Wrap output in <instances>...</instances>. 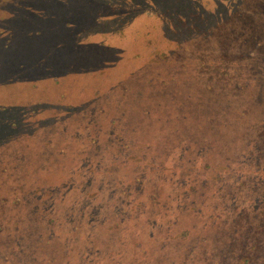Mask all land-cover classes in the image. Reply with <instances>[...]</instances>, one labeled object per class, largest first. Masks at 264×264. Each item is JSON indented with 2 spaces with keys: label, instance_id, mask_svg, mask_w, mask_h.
<instances>
[{
  "label": "rangeland",
  "instance_id": "374dc122",
  "mask_svg": "<svg viewBox=\"0 0 264 264\" xmlns=\"http://www.w3.org/2000/svg\"><path fill=\"white\" fill-rule=\"evenodd\" d=\"M0 264H264V0H0Z\"/></svg>",
  "mask_w": 264,
  "mask_h": 264
}]
</instances>
